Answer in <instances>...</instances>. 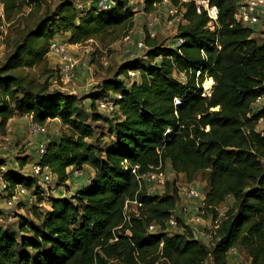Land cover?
<instances>
[{"label": "trees", "instance_id": "16d2710c", "mask_svg": "<svg viewBox=\"0 0 264 264\" xmlns=\"http://www.w3.org/2000/svg\"><path fill=\"white\" fill-rule=\"evenodd\" d=\"M1 1L7 14L31 4ZM131 1L113 0L111 8L99 9L92 0L83 13L76 11L75 0H58L40 15L37 8L36 19L24 25L0 64V131L15 115H28L39 124L57 119L63 129L47 141L39 162L50 167L59 184L68 179L70 166L94 170L88 186L52 197L50 209L29 207L32 217L20 216L15 227L0 223V264H110L112 259L122 264H205L210 256L214 264H228L234 247L245 250L250 264H264V102L255 105L264 95V43L257 42L253 27L235 19L240 0H208L218 9L214 29L208 27L211 19L198 2L202 0H168L182 12L175 37L183 42L175 46L173 39L165 45L146 30L143 59L120 64L89 94L91 119L109 124L112 137L105 147L90 141L96 132L80 116L78 95L23 70L41 66L45 73L53 72L47 57L59 34L68 33L71 44L92 40L107 46L123 38L134 24L138 3L131 6ZM162 2L143 0V12L155 11ZM130 69L138 74L133 80ZM209 77L213 86L206 94L202 84ZM109 93L120 94L111 115L96 110L97 100ZM27 163L21 157L19 168ZM167 163L187 182L208 171L204 202L213 218L215 207L229 196L234 199L210 248L180 218L182 231L165 230L179 201L175 182H166L163 195L139 188L134 165L142 174ZM5 178L8 189L33 184L17 169H8ZM134 199L143 204L141 213L125 221L126 200ZM150 223L159 231L148 233Z\"/></svg>", "mask_w": 264, "mask_h": 264}, {"label": "rangeland", "instance_id": "374dc122", "mask_svg": "<svg viewBox=\"0 0 264 264\" xmlns=\"http://www.w3.org/2000/svg\"><path fill=\"white\" fill-rule=\"evenodd\" d=\"M28 1H30L31 4L25 6L21 10L13 9L10 14L5 13V19L6 22L9 23V26L7 27V33L5 37V48L0 55V64L6 56V53H8L12 49L15 41H17L21 37L24 25H31L36 19L35 13L37 8H39L40 11L36 14L40 15L39 13L43 11L47 5H51L52 7L58 0ZM38 2L41 4L40 7H37ZM84 2L87 6H89L92 0H84ZM30 11H32L33 15L30 14ZM166 15V9L162 10L159 8L151 13L138 12L133 26L128 31L129 38L127 40H124L121 37L119 40L107 46L91 40L83 44H79L81 48H79V52L77 54V52L72 51V47L70 48L68 44V49L71 54L74 55L77 62L67 78H63L60 75V58L59 56L54 54L48 55L47 57L49 70L52 69L53 72L45 73L46 70H43L41 66L35 68H24L23 70L25 72L40 75L42 79L49 77V81L52 83L53 87L64 92H70L78 95L80 97V116L83 117L88 123L92 124L96 132L95 138L90 139V141L96 143L100 147H105L110 142V139L112 137L111 133L108 130L109 124L104 119L97 121L91 119L92 110L89 106L91 101V99L89 98V94L93 92L95 88L101 85L103 78L112 76L114 72L118 70L120 64L127 62L134 57L143 59L142 52H138L135 50L134 43L135 41L144 38L146 30L153 31L155 33V38L165 45H168L173 41L176 35L177 24L175 22L168 23L167 20L169 17H167ZM154 17L157 18L155 23L153 25H149L150 20ZM253 28L255 29L253 35L257 39V42L259 44L264 43V35H262L261 33L262 29L264 28V21H259L253 26ZM137 30L138 33H136ZM127 48H130L131 50L133 49L134 51H136V54L134 53V56L129 55V52L126 50ZM104 60H107L106 64H103L102 61ZM123 77L124 76L121 75L119 78L122 79ZM177 77L182 81L184 80L183 75H177ZM211 83V85H213V81ZM203 84L202 87L204 90L205 87ZM205 93L209 94L207 92ZM96 110L100 113H103L98 107H96ZM56 121L57 120H53L52 122H49V124L46 122L48 132L43 135L44 137L50 138L53 134H56V132L62 131V126L59 125V123ZM30 122V118L22 120L19 119L17 121L14 120L10 124H8L5 131H0V158H3L5 160V164L9 167V169L19 168L18 163L21 161V157H25L28 163L25 167L24 172L28 173L30 163L34 162L37 159V157L33 156L35 154V151L37 153L39 152V148H37L39 147V144L37 142L39 138L36 140V135L42 134L32 133L29 129ZM258 128L262 129L263 126L260 124ZM5 134H8L10 136V141L3 140V136ZM3 145H6V148ZM166 173L167 182H175L176 186L180 184H189L201 191L202 194H204L208 188V171H200L192 182H187L183 175H177L170 171L168 168L166 169ZM182 203H190L193 207L195 205L194 203H200V200L192 201V199H188L185 197L182 198V196H180L178 204L180 205ZM20 207L21 204L15 205L11 208H7L3 204V199L0 198V212L2 216L0 223L5 225H12V227H15L20 216H25L28 218L32 217V210H30L29 207L26 208L22 204L23 209L19 211ZM231 207H234V199L229 196L221 205L218 206L219 212L223 213L222 217L225 216V212ZM206 215H208L207 212L204 213L205 217ZM179 231H182L180 227L171 228L168 230L169 233H175ZM197 237L201 239L200 236ZM211 241L208 242L207 240H203L208 248L213 245ZM250 262L251 260L249 255L245 252L244 249L240 247H238L236 251L229 252L228 254V264H250ZM110 264L122 263L118 259H112L110 261ZM205 264H214L211 256L205 261Z\"/></svg>", "mask_w": 264, "mask_h": 264}, {"label": "built area", "instance_id": "2783aa9c", "mask_svg": "<svg viewBox=\"0 0 264 264\" xmlns=\"http://www.w3.org/2000/svg\"><path fill=\"white\" fill-rule=\"evenodd\" d=\"M202 3L208 16L210 17V21L208 27L210 29H214L215 23L218 17V9L216 6H210L208 0L198 1ZM113 0H96V5L100 9H109L113 6ZM168 4L166 8V16L169 17L167 22L173 23L175 22L177 25L183 21L182 12L179 10L177 6H174L169 3L168 0H163L160 4ZM76 11L79 13H83L85 9V2L82 0H75ZM158 5V6H160ZM199 10V8H198ZM136 13L143 12L142 5L135 6ZM234 17L237 21L241 22L245 26L253 27L256 23L263 20L264 21V0H240L237 4L236 11ZM156 17L150 20L149 25H153L156 21ZM9 23L6 22L5 19V10L4 3L0 0V55L2 54L3 49L5 48V37L7 33V27ZM148 35L150 37H155V33L151 30H148ZM129 38V33L126 34L123 39L127 40ZM183 42L181 37L176 36L174 38V45H180ZM134 48L137 51H141L142 55L145 54V50L147 48L144 38L141 40H137L134 43ZM129 52V55L134 56L135 51L130 48L126 49ZM49 54H54L59 56L61 62V73L60 75L63 78H67L69 73L72 72L77 60L74 55L68 49V43L62 39L54 37L49 46ZM145 56V55H144ZM161 56L157 57L160 59ZM103 64L107 63V60L102 61ZM129 78L131 80L135 79L137 76V72L135 70H128ZM210 93V92H208ZM120 98V94H107L102 96L97 100V107L104 113L113 114L117 111L116 100ZM175 104H179L180 100L175 97ZM264 102V95H261L256 98L255 105H262ZM29 129L32 133L37 134L40 133L42 135L48 132L47 123L39 124L33 120H31L29 124ZM169 131V130H167ZM59 134V131L56 132ZM4 141H10V136L5 134L3 136ZM45 141V140H44ZM45 143L39 145V152L37 153V159L34 162H31L29 165L28 173L24 172L25 167L17 168L25 176L31 177L33 179V184L31 187L26 186L24 183H17L13 188H7V181L5 178V174L8 171L9 167L6 164L0 165V198L3 199V204L7 208H11L15 205L23 204V206L27 205L28 207H36L38 210H48L51 208V199L52 197H64L70 196L74 194L71 189H68L67 180L71 177H81L84 178V186H88L94 178V170L89 166L85 165L82 168H78L75 166H70L67 168V173L69 175L68 179L64 184H59L57 182L56 175L51 171L48 165L41 164L40 158ZM6 148V145H3ZM89 168L93 171V173L86 172V169ZM139 165H134L132 167V172L136 174V178L139 184V188H144L147 194L150 195H163L165 191V184L167 182V173L166 167L163 168L162 164L150 166V169L142 174L137 172ZM177 191L179 197L182 196L192 200H200V203H194L195 205L192 207L190 203H182L177 204L173 213L169 216L166 221V231L171 228L180 227L179 218L182 220V223L191 227L198 238L203 242V240H207L208 242L212 240L213 235L216 232L220 222L222 219L223 213L219 212V208L215 207L216 217H212V213H208L206 211L205 202H204V194L201 193L197 188L189 184H180L177 185ZM47 207V208H45ZM143 204L136 199L134 200H126L124 213H125V221H129L131 214L133 216H139L141 213V209ZM131 212V213H129ZM193 212V213H191ZM208 213L206 217L204 213ZM2 216L0 215V221ZM199 224L203 226L201 228H197ZM159 231V226L156 223H150L147 226L148 233H155ZM126 233L129 234L130 231L127 229ZM117 236L114 234L113 240H116ZM237 248H232L229 252L236 251Z\"/></svg>", "mask_w": 264, "mask_h": 264}, {"label": "crops", "instance_id": "0c3cea01", "mask_svg": "<svg viewBox=\"0 0 264 264\" xmlns=\"http://www.w3.org/2000/svg\"><path fill=\"white\" fill-rule=\"evenodd\" d=\"M138 3V5H142V3H143V0H132L131 1V3H130V5L131 6H135L136 4ZM167 6H168V4H162V5H160V6H158V8L159 9H162V10H164V9H166L167 8ZM136 17H137V13H135L134 14V21H135V19H136ZM136 33H138V30L136 31ZM56 38H59V39H62V40H64V41H66L68 44H69V47L71 48L72 47V51H75V52H77V54H78V52H79V48H81L80 46H79V44H71V43H69L68 42V39H69V34L68 33H64V34H59V35H57V36H55ZM137 38V37H136ZM138 39V38H137ZM79 46V47H78ZM137 51V50H136ZM49 55H51V54H49ZM207 79H210L211 80V82L213 81L211 78H207ZM205 81V80H204ZM204 85V84H203ZM211 86H213V85H211ZM210 86V87H211ZM96 89V88H95ZM212 89V88H211ZM210 89V90H211ZM209 90V88L208 89H204V91H206V92H209L208 91ZM26 118H30L28 115H15V116H13L9 121H8V124H10L11 122H13L14 120H19V119H26ZM53 120H57V119H49L48 121H47V123L49 124V122H52ZM56 122H58L59 123V125H61L60 124V122L57 120ZM37 137H36V140L39 138V140H37V142H38V144L39 145H41V144H43V143H45V141L47 142V141H49L50 139H54V138H56L57 137V134H53L52 135V137H50V138H46V137H44L43 135H36ZM44 139H45V141H44ZM35 154H37V152L35 151ZM33 155V156H35L36 157V155ZM166 168H168L170 171H172V169H171V167H170V164L169 163H167L166 164ZM86 172H89V173H93V171L92 170H90L89 168H87L86 169ZM173 172V171H172ZM174 173V172H173ZM177 175H182L181 173L180 174H177ZM84 178H85V176L83 175V176H81V177H71L69 180H67V183H68V187L73 191V192H75V191H77L78 189H80V188H83V186H84ZM193 201V200H192ZM25 207L27 208L28 206L27 205H25ZM23 208H22V205H21V207L19 208V211H21ZM203 225L202 224H199L198 226H197V228H201Z\"/></svg>", "mask_w": 264, "mask_h": 264}, {"label": "bare ground", "instance_id": "6f19581e", "mask_svg": "<svg viewBox=\"0 0 264 264\" xmlns=\"http://www.w3.org/2000/svg\"><path fill=\"white\" fill-rule=\"evenodd\" d=\"M211 80L210 79H206L205 80V82H204V87L206 88V89H208L209 88V90L212 88V86H211ZM211 86V87H210Z\"/></svg>", "mask_w": 264, "mask_h": 264}]
</instances>
